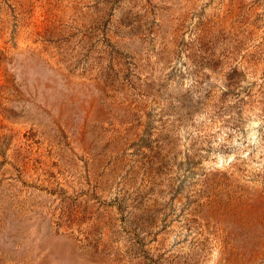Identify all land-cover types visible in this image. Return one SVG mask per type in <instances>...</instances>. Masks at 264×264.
<instances>
[{
  "label": "rangeland",
  "instance_id": "obj_1",
  "mask_svg": "<svg viewBox=\"0 0 264 264\" xmlns=\"http://www.w3.org/2000/svg\"><path fill=\"white\" fill-rule=\"evenodd\" d=\"M0 264H264V0H0Z\"/></svg>",
  "mask_w": 264,
  "mask_h": 264
}]
</instances>
